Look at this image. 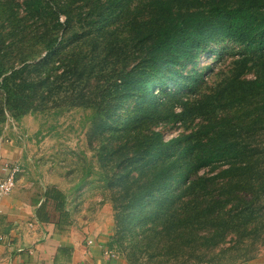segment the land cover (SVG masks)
<instances>
[{"label": "trees", "instance_id": "obj_1", "mask_svg": "<svg viewBox=\"0 0 264 264\" xmlns=\"http://www.w3.org/2000/svg\"><path fill=\"white\" fill-rule=\"evenodd\" d=\"M134 1L23 0L18 12L0 0V125L91 110V137L125 171L104 174L117 223L206 264L229 236L264 228V0H144L130 15ZM120 22L127 35L102 34ZM216 40L246 52L194 90ZM165 127L179 132L166 140Z\"/></svg>", "mask_w": 264, "mask_h": 264}, {"label": "rangeland", "instance_id": "obj_2", "mask_svg": "<svg viewBox=\"0 0 264 264\" xmlns=\"http://www.w3.org/2000/svg\"><path fill=\"white\" fill-rule=\"evenodd\" d=\"M23 0H14L19 3L17 11L21 12L20 4ZM135 0L129 6L130 15L138 2ZM107 12V11H106ZM84 16L85 8L81 9ZM129 15V16H130ZM87 28L85 32L87 33ZM114 32L119 38L128 34V29L122 23H115L113 28H108L102 34ZM101 34V35H102ZM100 35V36H101ZM102 41L99 39L98 42ZM83 46V50L89 47ZM246 50L242 45L229 40H216L207 49L196 57L195 70L198 71L202 82L195 85L194 90L202 89L216 82L214 74L224 70ZM167 91V90H166ZM186 90L180 91L183 96ZM189 94V96L193 95ZM130 102V101H129ZM127 102L125 105H128ZM130 107V106H128ZM122 115V114H121ZM93 112L89 109L72 108L38 112L27 115L19 121L9 119L0 125V142L17 141V149H26L30 157V168L39 170L48 184L61 188L67 198V208L76 215L92 218L108 206L112 217V234L117 240V248L127 264H184L188 258V250L177 251L167 249L166 238L159 241L146 242V237L141 243L133 240L134 230L131 225L126 226L128 217L117 223L113 205L110 202L111 190L104 179L105 171L110 176L124 175L125 171L110 167L112 158H106L99 140L91 137ZM124 121L123 118H120ZM179 130L165 127L164 138L167 140L177 135ZM26 153H22L25 156ZM8 164L19 165L10 161ZM1 165V170H2ZM20 169V168H19ZM156 221V220H155ZM150 222V221H148ZM149 225L139 228L137 234L148 233ZM141 237V235H138ZM264 254V228L261 230L244 233V236H229L225 242L211 250L206 264H249Z\"/></svg>", "mask_w": 264, "mask_h": 264}, {"label": "crops", "instance_id": "obj_3", "mask_svg": "<svg viewBox=\"0 0 264 264\" xmlns=\"http://www.w3.org/2000/svg\"><path fill=\"white\" fill-rule=\"evenodd\" d=\"M22 153L26 149H17V141L0 142V172L10 161L20 168L14 189L0 202V264H127L113 239L110 208L80 217L67 208L66 198L58 210L46 195L65 192L31 169ZM249 264H264V254Z\"/></svg>", "mask_w": 264, "mask_h": 264}, {"label": "built area", "instance_id": "obj_4", "mask_svg": "<svg viewBox=\"0 0 264 264\" xmlns=\"http://www.w3.org/2000/svg\"><path fill=\"white\" fill-rule=\"evenodd\" d=\"M20 169L14 164L5 163L0 174V202L3 198L11 194L16 183V176ZM91 243V242H89ZM110 256L112 254H109Z\"/></svg>", "mask_w": 264, "mask_h": 264}]
</instances>
